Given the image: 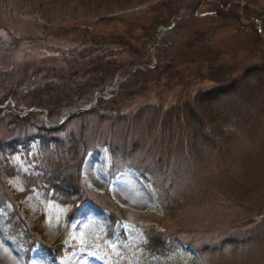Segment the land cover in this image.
Here are the masks:
<instances>
[{
	"label": "rangeland",
	"instance_id": "rangeland-1",
	"mask_svg": "<svg viewBox=\"0 0 264 264\" xmlns=\"http://www.w3.org/2000/svg\"><path fill=\"white\" fill-rule=\"evenodd\" d=\"M47 1L40 0L41 4ZM52 1L54 5L61 2ZM161 1L167 4L158 5ZM71 2L63 8L71 9ZM26 9L27 0H9L0 9V71L6 72L4 77L0 74V85L17 78L22 89L34 78H53L69 90L71 97L65 101L73 109L68 114L88 110L99 97L105 103L96 114H71L62 122L86 146L79 144L62 156L74 168L79 159L82 198L74 205L59 203L45 183H35L42 155L53 149V143L43 149L32 137L28 143H17L10 153L0 152L13 167L11 175L0 171V193L7 195L0 196L4 199L0 264H264V117H257L253 130L245 125L249 131L244 125L239 129L221 125L219 131L210 125L211 138L206 142L200 138L202 128L193 136L191 126L175 123L176 113H171L167 125L159 120L164 108L171 110L189 96L220 84L208 72L200 75L194 62L187 61L188 37L210 40L220 52L214 67L227 69L232 63L236 65L233 74L259 61L264 55V0L74 4L76 13L117 12L118 17L99 24L100 30L131 27L138 32L142 30L139 23L148 30L151 22L158 24L153 41L131 68L127 62L136 53L109 45L113 59L127 64L114 69L109 82L98 79L93 91L85 84L74 88L72 83L74 78L80 81L104 72L102 66L90 65L95 56L90 42L75 40L81 34L78 30L62 33L50 22L43 25L41 19L23 12ZM211 9L225 15L212 21L200 19ZM71 13L68 10L63 16ZM162 21L168 23L162 25ZM196 28L209 29L210 36L191 33ZM145 67H156L149 79L123 84L118 93V85L135 68ZM181 69L184 74H173ZM57 107L48 115L45 108L24 107L22 96L11 94L0 102V116L8 111L29 112L30 122L53 127L63 118ZM19 192L22 195L15 196ZM148 227L161 231L165 251L156 253L144 246ZM48 244L59 252L48 250Z\"/></svg>",
	"mask_w": 264,
	"mask_h": 264
},
{
	"label": "trees",
	"instance_id": "trees-1",
	"mask_svg": "<svg viewBox=\"0 0 264 264\" xmlns=\"http://www.w3.org/2000/svg\"><path fill=\"white\" fill-rule=\"evenodd\" d=\"M71 0H61L57 5H54L52 0H48L46 4H41L40 0H27L26 14H30L37 19L42 20V24L50 22L56 26L57 31L62 33H72L75 31L81 32L75 40H80L81 42L89 41L90 45L93 47L90 51L95 53L94 59L90 62L93 67L102 66L104 72H97L96 75L87 77L85 80L78 79L80 81L72 80L74 88L80 87L85 84L89 87L88 90L93 91L98 88L96 81L101 80L102 83L109 82L114 76V69L125 67L131 68L137 63L140 58H142L143 50L146 48V44L154 39V30L158 24L154 22L150 23L149 30L148 27H144L143 23H139L142 28L141 31L135 32L131 27H127L125 30L121 31L118 29H106L100 30L98 28L99 24H105L110 19H115L117 12L113 10H107L106 13H101L98 15H92L88 17L85 13L72 12V7L74 4H83L87 6L90 0H74L71 9L63 8L67 6V3ZM109 1V0H108ZM9 0H0V9L6 8ZM121 2V1H120ZM123 3V2H122ZM167 2L161 1L158 5H165ZM50 5V6H49ZM57 6V7H56ZM122 6H125L123 3ZM124 8V7H123ZM69 16H63V13H68ZM210 11V12H209ZM211 12L215 13L212 14ZM221 15H225L220 9H211L205 11L200 19L212 21L216 18L222 19ZM235 20L239 19L237 12H234ZM68 20V21H67ZM57 21L58 23H56ZM67 21V22H63ZM168 21H162V25H166ZM60 24V25H59ZM264 29V27H263ZM205 32L210 36V30L206 29L199 30L195 29L191 33L198 35L199 33ZM206 35V37H207ZM258 38V35L255 34ZM188 46L190 48L184 52L185 56L188 57V62H194V67L199 71L200 75H206L208 72L210 75L218 80L215 86L208 89L199 91L193 94L183 101L181 104L174 105L170 110L169 108H164L163 111L159 112V120L166 125L169 123L171 113H176L175 123L191 126L192 135L202 128L200 132V138L204 142L209 141V133L212 130H221V125H225L226 128L229 124L234 127L237 126L238 129L242 127L245 131H249V127L245 125L249 124L250 129H254V121L257 120L258 116L264 117V55L261 53L260 59L257 62H249L241 70L237 71L236 74L233 72L236 69V65H231L227 69L222 68L220 65L212 64L215 59L220 58L219 50L213 48L210 40L205 41L204 38H198L192 40L190 37L187 38ZM264 43V42H263ZM115 44L119 49H124L129 52H134L136 55L129 59L127 63L116 62L113 59V55H110L109 45ZM208 44V45H207ZM105 45V47L103 46ZM194 45L196 47H194ZM137 50L140 53H137ZM105 52V53H103ZM99 56V57H98ZM197 59V61H196ZM225 60V59H223ZM235 63V62H234ZM81 66V61L78 62ZM185 67H188L187 65ZM205 67V71L200 69ZM156 67L150 68L145 67L144 69L133 70L134 73L128 77L127 81L120 83L119 88L123 84L131 83V81H142L149 79L150 74ZM5 71H0L1 77H4ZM73 74L75 72L73 71ZM173 74H184V70H177ZM77 80V79H76ZM17 78L15 80H10L9 82H4L0 85V102L11 94H19L24 100V107L36 106L45 108L48 115L53 114V109L59 110V115L63 117L71 111V102L65 101L68 96V91H66L59 83H56L53 78L36 79L33 81L25 82L22 89L18 87ZM31 83V85H29ZM141 86V85H140ZM146 85L142 86V92L145 91ZM141 91L131 93V95H136ZM90 100V96L87 102ZM102 98H97L96 103L86 111H78L75 116L81 117L84 113L96 114L98 113V106L103 105L105 101ZM103 101V102H102ZM163 114V115H162ZM74 116V115H73ZM211 125L212 128L209 126ZM167 127V126H166ZM54 132V133H53ZM56 132V133H55ZM62 133L63 136L57 135V133ZM209 132V133H208ZM32 133L33 136L28 137V134ZM191 135V131H190ZM209 135V136H208ZM73 131H67L64 123L58 124L53 127L37 126L29 120V112L24 115H17L15 112L8 111L0 116V152L2 153L4 149L7 152L14 150L17 143L25 142L28 143L32 137H36L40 141L41 147L47 148L48 143H53V149L50 152H44L42 155V167L39 174L35 175L36 182H43L47 185L50 190V196L58 201L59 203H71L74 205L77 199H81V185L79 181V159L75 165V168L68 163H65L62 159L64 152H71L79 144L86 148L85 142L77 137ZM24 143V144H25ZM72 168H70V167ZM13 167L7 161L4 156H0V171L2 174L11 175ZM3 198L7 195L0 193ZM22 193H15V196H21ZM0 197V205L4 202V199ZM115 209V207H114ZM121 213L124 209L118 207ZM113 209H110V213ZM113 214V213H112ZM113 217V216H112ZM114 222V219H111ZM164 237L160 230L153 228H147V239L144 246L152 252L161 253L167 249L165 246ZM48 250L59 252V248L51 247L50 244L45 245Z\"/></svg>",
	"mask_w": 264,
	"mask_h": 264
},
{
	"label": "water",
	"instance_id": "water-1",
	"mask_svg": "<svg viewBox=\"0 0 264 264\" xmlns=\"http://www.w3.org/2000/svg\"><path fill=\"white\" fill-rule=\"evenodd\" d=\"M85 109V108H84ZM79 110H77L76 112H74V113H71V114H75V113H77ZM70 113L69 114H66V115H64L63 116V118H62V120L61 121H59L58 122V124H61L68 116H70L71 115Z\"/></svg>",
	"mask_w": 264,
	"mask_h": 264
}]
</instances>
